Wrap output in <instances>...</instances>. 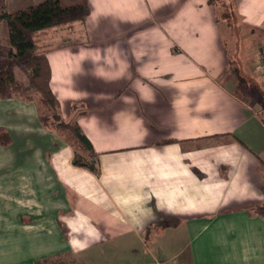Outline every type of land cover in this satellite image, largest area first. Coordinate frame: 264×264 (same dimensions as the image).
<instances>
[{
  "label": "crops",
  "instance_id": "0c3cea01",
  "mask_svg": "<svg viewBox=\"0 0 264 264\" xmlns=\"http://www.w3.org/2000/svg\"><path fill=\"white\" fill-rule=\"evenodd\" d=\"M85 1L42 43L62 118L94 153L39 101L0 98V264H264V216L246 210L264 202V108L235 91L226 44L242 38L235 64L264 92V0H235V36L209 0Z\"/></svg>",
  "mask_w": 264,
  "mask_h": 264
},
{
  "label": "trees",
  "instance_id": "16d2710c",
  "mask_svg": "<svg viewBox=\"0 0 264 264\" xmlns=\"http://www.w3.org/2000/svg\"><path fill=\"white\" fill-rule=\"evenodd\" d=\"M229 1H231L230 5ZM209 2L214 4L216 0H209ZM57 3V0H43L24 9L7 11V0H0V20L5 23L8 31V46L0 47V98L18 97L25 101L37 100L51 108V116L40 113V120L46 126L53 125L59 131L69 130L73 132L74 138L69 141L77 139L84 149L89 150L92 157L94 153L92 145L77 125L76 120L65 121L62 118L60 102L50 87L51 68L45 54V49H43V44L39 38L41 33L53 26L70 19H85L89 14L90 8L86 1L84 3L76 2L75 5L69 6L67 9L62 7L60 9ZM224 3H226L227 7L225 6L222 16L228 19H232L233 17L239 20L234 8V0H227ZM69 11L73 14L69 15ZM259 50L263 54L260 55L261 63V60H264V47L261 46ZM19 69L25 71L30 76L28 83L19 75ZM231 71L238 77L241 83L253 78L242 74L240 68L236 65L231 66ZM260 71L264 74L261 66ZM36 94L39 95L38 99L36 98ZM52 117L54 120L51 119ZM9 141L8 133L0 127V142L6 145ZM74 162L77 165H83L96 170V161L94 159H86L84 156L77 154ZM262 189L264 191V185H262ZM246 210L250 214L256 213L264 216V202L256 203ZM173 224L176 225L177 223L173 222ZM160 260L169 264L167 260ZM48 263L81 264L74 257H56L36 262V264Z\"/></svg>",
  "mask_w": 264,
  "mask_h": 264
},
{
  "label": "rangeland",
  "instance_id": "374dc122",
  "mask_svg": "<svg viewBox=\"0 0 264 264\" xmlns=\"http://www.w3.org/2000/svg\"><path fill=\"white\" fill-rule=\"evenodd\" d=\"M9 1H10L9 2L10 6H7V11H14L16 9H24V8L31 6L32 4H37L39 2H42L43 0H9ZM77 1L78 0H76V2ZM226 1L227 0H216V3H214L213 6H215V8L217 9L216 10L217 16H219V18L221 20V25H222V29L224 30V33L228 34L229 36L233 35V33H234V36H235V34H238L237 30L239 31L240 27H243V26H241V23H239V20H237V18L232 17V19H228V18H224L222 16L223 11L225 10V6L227 7L226 3H224ZM58 2H59L60 7L65 8V6H63V5L69 4V2H72V1H66L65 2L62 0H58ZM230 2L231 1H229V5H230ZM234 2H235V0H234ZM69 6H67V7H69ZM248 31H249V29H248ZM42 36H43V34L41 33L39 35L41 42L43 40ZM236 38H237V36H236ZM58 40H61V38L60 37L57 38V41ZM230 40H231V38H230ZM240 40H242V38H240V36H239L238 45H235L233 48L229 45L231 42L228 43L226 40L227 46L231 49V51L233 50L232 54H233V57L235 59L234 60L235 63H237V66H241V63L239 60V55L237 54L238 52L240 53V47H241V41ZM251 43L252 42H250V45H251ZM5 46H8V31H7L5 23L2 20H0V47H5ZM260 55H263V54L260 53ZM232 60H233V58H232ZM261 61L264 62L263 59ZM235 63L231 62V66L236 65ZM259 65H260V61L258 62V67H259ZM241 70L247 74H250V75H252V72H253V70L250 67L246 66L245 64L243 65V67H241ZM259 70H260V68H259ZM18 73L21 76V78L24 81H26V83L29 82L30 76L28 75V73L26 74L25 71L20 70V69L18 70ZM253 75H254V79H255L256 74H253ZM253 86H254V89H253ZM234 88H235V91L237 93H239L248 102L257 101L258 106L264 108V92L263 91L258 92L256 90L257 86L253 83V81H250L248 79L244 83L238 82V84ZM38 97H39V95L36 94L37 99H38ZM38 103L40 105L41 113L44 115L51 116L52 109L45 106L44 104H42L40 102H38ZM51 119L54 120L53 117ZM62 137H64V138L67 137L68 138L67 140H70V139L74 138V134H73V132H71L69 130H64V131H62Z\"/></svg>",
  "mask_w": 264,
  "mask_h": 264
},
{
  "label": "built area",
  "instance_id": "2783aa9c",
  "mask_svg": "<svg viewBox=\"0 0 264 264\" xmlns=\"http://www.w3.org/2000/svg\"><path fill=\"white\" fill-rule=\"evenodd\" d=\"M260 66L262 70L264 71V62L261 61ZM152 264H167L165 261L156 259Z\"/></svg>",
  "mask_w": 264,
  "mask_h": 264
}]
</instances>
